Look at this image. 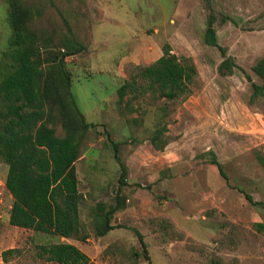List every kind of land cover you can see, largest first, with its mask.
Instances as JSON below:
<instances>
[{"label":"rangeland","instance_id":"obj_1","mask_svg":"<svg viewBox=\"0 0 264 264\" xmlns=\"http://www.w3.org/2000/svg\"><path fill=\"white\" fill-rule=\"evenodd\" d=\"M17 1L31 13L28 30L47 45L42 58L61 55L71 36L84 46L65 58V68L78 107L93 124L79 136L76 162L88 236L13 226L8 165L0 155V263L57 264L40 256L39 245L70 242L89 264H150L139 231L153 264H264V97L252 98L253 82L261 83L252 67L264 57V0ZM10 2L0 0V80L12 60ZM210 20L237 65L225 75L221 51L205 41ZM167 43L198 68L189 95L172 101L129 88L120 100L126 81L142 89L147 81L140 68L159 58ZM44 68L57 78L49 63ZM57 106L48 100L50 125L62 137ZM215 156L228 179L212 163ZM118 193L124 207L112 215L114 228L99 235ZM10 248L19 252L5 263L2 252Z\"/></svg>","mask_w":264,"mask_h":264},{"label":"trees","instance_id":"obj_2","mask_svg":"<svg viewBox=\"0 0 264 264\" xmlns=\"http://www.w3.org/2000/svg\"><path fill=\"white\" fill-rule=\"evenodd\" d=\"M30 17L29 10H25L17 0H11L9 20L13 35L8 54L12 60L8 61V70L0 80V155L8 165L5 185L13 196L9 221L13 226L86 240L88 235L84 232L80 216L83 195L79 189L76 162L81 154L79 136L93 124L87 121L78 107L71 89V76L65 68V58L81 51L84 46L71 36L63 43L62 48L65 50L61 55L48 54L46 58H42V50L47 45L38 44L36 34L28 30L27 20ZM66 24L71 33L67 21ZM205 41L217 47L224 57L219 65L221 74L225 75L237 66L233 58L227 55L226 48L218 42L212 20L209 21ZM44 63L55 68L57 78L45 74ZM252 70L261 79V83L252 84V98L255 100L264 97V57L256 62ZM139 71V75L147 82L139 90L136 82L135 85L134 81H126L119 88L120 100L129 88L143 94L152 93L154 97L183 100L192 91V85L199 74L192 58L172 52L169 43L165 45L164 53L159 58ZM248 78L251 80L250 75ZM48 100L50 103H58L66 130L62 137L57 135L56 127L50 125L53 118H49L52 114L48 110ZM114 150L115 158L122 166L120 184H125V166L118 155L116 143ZM212 163L228 179L216 156ZM246 196L254 202L249 194ZM117 199V204L102 215L103 222L97 226L99 235L114 228L111 223L112 215L125 204L119 193ZM137 232L145 255L150 264H153L143 235ZM39 248L41 257L57 264L90 262V257L70 242L42 244ZM18 252L19 248L4 250L3 261L8 263L10 255Z\"/></svg>","mask_w":264,"mask_h":264},{"label":"crops","instance_id":"obj_3","mask_svg":"<svg viewBox=\"0 0 264 264\" xmlns=\"http://www.w3.org/2000/svg\"><path fill=\"white\" fill-rule=\"evenodd\" d=\"M13 197V196H12Z\"/></svg>","mask_w":264,"mask_h":264}]
</instances>
